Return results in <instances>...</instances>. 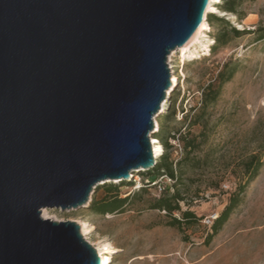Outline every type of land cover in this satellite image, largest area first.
Segmentation results:
<instances>
[{"label":"water","instance_id":"95a60500","mask_svg":"<svg viewBox=\"0 0 264 264\" xmlns=\"http://www.w3.org/2000/svg\"><path fill=\"white\" fill-rule=\"evenodd\" d=\"M210 0H0V264H101L76 222L94 188L152 168L168 56Z\"/></svg>","mask_w":264,"mask_h":264},{"label":"rangeland","instance_id":"374dc122","mask_svg":"<svg viewBox=\"0 0 264 264\" xmlns=\"http://www.w3.org/2000/svg\"><path fill=\"white\" fill-rule=\"evenodd\" d=\"M223 2L214 0L206 11L208 30L197 37L186 54L176 49L168 56L176 84L168 89L151 134V142L155 138L156 147H162L155 162L166 151L155 136L160 127L175 136L169 140L172 149L168 151L178 160L184 156L181 135L197 140L198 148L183 163L178 184L185 198L182 210L192 211L195 222L180 231L169 224L173 217H181L180 213L171 216L151 209L165 186L173 182L161 178L138 194L144 182L136 175L143 171L98 184L85 207L42 209L43 219L80 225L84 239L97 253L109 255V264H264V40L245 34L214 52L215 37L223 23H211L207 18L215 15L238 30L253 31L264 27V0H239L238 11L244 19L225 13L220 8ZM227 62L238 67L234 78L224 85L218 100L198 116L200 123L193 124L201 111L203 90L209 84L218 85L217 76ZM255 154L263 161L258 176L248 184L243 201L222 230L209 241L214 216L222 213L245 181L243 162ZM126 182H134V186H122ZM109 185L122 186L121 196L132 197L129 205L119 213L96 215L91 203L102 199ZM43 210L47 211L45 217ZM84 224L88 226L86 232Z\"/></svg>","mask_w":264,"mask_h":264},{"label":"trees","instance_id":"16d2710c","mask_svg":"<svg viewBox=\"0 0 264 264\" xmlns=\"http://www.w3.org/2000/svg\"><path fill=\"white\" fill-rule=\"evenodd\" d=\"M256 1V0H251ZM239 0H224L223 4L220 8L229 14H233L235 16H239L240 19H244L239 14L238 11ZM208 20L211 23H215L216 21H220L223 23V26L218 31V34L215 37V46L212 48V51H216L219 48L226 47L233 38L242 37L245 34H253L256 36L258 41L264 40V27H259L253 31L249 30H238L235 27H232L230 22L225 19H215V15H208ZM238 70L237 65H233L231 62H227L224 64L222 70L219 72L217 79L218 85L209 84L202 93V105L201 111L199 114L194 116V123L199 124L200 121L197 119L198 116L205 113L207 108L214 104L218 98L220 97L222 88L225 84L229 83L235 76ZM164 137V135H166ZM168 132L164 129V127H160L155 133V136L158 140L162 141V144L165 148V151L160 161L156 162V164L148 169L147 171H143L138 173L136 176H139L143 180V186L140 187V191H144V186H155L159 179L161 178H169L173 183L168 187L165 186L163 192L161 193L160 198H158L155 203L152 205L151 209L165 211L167 214L173 216L175 213H180L181 217H173L171 220L170 226L177 228L180 231H183L184 227L187 225H192L196 220V215L190 210H182L181 203L185 201L181 190L178 187L179 179L183 175L182 173V165L184 162H187L189 156L193 152L197 150V140L192 137H181L179 138L180 141L183 143V151L184 156L178 160L172 156V153L168 150L172 149V145L169 143L171 138H175V136H171ZM170 137V138H169ZM263 166L262 158L259 155H252L249 159L243 162V176L245 181H242L237 190L231 195L229 199L228 205L222 211V213L215 219L212 225V233L208 235L207 239L210 241L213 239L215 235H217L223 228L224 224L229 220L233 211L240 205L243 201V196L246 192L248 184L255 179L261 168ZM122 186H134V182H126ZM122 186L119 185H109L105 187L106 195L102 199L93 200L91 203L90 208L96 215H108L119 213L127 208L129 202L132 197L130 195L126 197H122L120 194V189ZM137 193L134 194V196Z\"/></svg>","mask_w":264,"mask_h":264},{"label":"bare ground","instance_id":"6f19581e","mask_svg":"<svg viewBox=\"0 0 264 264\" xmlns=\"http://www.w3.org/2000/svg\"><path fill=\"white\" fill-rule=\"evenodd\" d=\"M214 2V0H210V3L208 5V9H207V13L209 12V9H211V4ZM216 8L213 7V12H216L215 10ZM205 19V18H204ZM208 30V24L206 23V20H203V22L201 23L200 27L198 28L197 32L194 34V36L191 38V40L186 44L184 45L183 47H180L178 49H181L182 53L183 54H186L192 43H194V41L197 39V37L202 34L203 31H207ZM188 45V46H187ZM171 83L173 85V87L175 86L176 84V77L175 76H172V79H171ZM171 85V86H172ZM154 141L152 142V147L154 148V154L158 157L161 155V152H162V147H156L157 145V141L155 140V138H153ZM136 178H140L139 176H136ZM43 214H44V217L47 215V211L46 210H43ZM217 217V214L214 216V218ZM88 226L86 224L83 225V232H86ZM101 264H109L110 263V257L109 255H106V254H101Z\"/></svg>","mask_w":264,"mask_h":264},{"label":"built area","instance_id":"2783aa9c","mask_svg":"<svg viewBox=\"0 0 264 264\" xmlns=\"http://www.w3.org/2000/svg\"><path fill=\"white\" fill-rule=\"evenodd\" d=\"M217 218V217H216ZM216 218H214V220L216 219ZM214 222V221H213Z\"/></svg>","mask_w":264,"mask_h":264}]
</instances>
